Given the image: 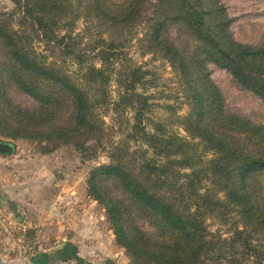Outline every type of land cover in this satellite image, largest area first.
<instances>
[{"label": "trees", "instance_id": "16d2710c", "mask_svg": "<svg viewBox=\"0 0 264 264\" xmlns=\"http://www.w3.org/2000/svg\"><path fill=\"white\" fill-rule=\"evenodd\" d=\"M145 1L93 0L108 25L81 48L80 34L72 35L75 16L58 14L68 0H15L21 26L34 37H23L0 19V80L13 82L39 107L16 110L18 126L15 132L8 128V135L54 146L71 143L87 160L106 152L110 161L91 168L87 189L105 208L132 264H242L248 254L264 264V127L225 109L207 67L212 62L226 69L238 86L264 101V45L233 40L216 0H155L143 36L179 76L189 104L181 118L187 136L167 134L168 124L148 115L154 95L146 88L156 87L157 75L123 52L124 28L145 21ZM173 24L191 44L179 49L169 41ZM32 38L47 54L33 48ZM67 61L76 66L72 72ZM106 111L113 125L125 126L117 142H111L114 127L104 126ZM108 179L126 198L109 194L103 185ZM130 206L154 232L135 223ZM228 215H233L228 238L207 229V218Z\"/></svg>", "mask_w": 264, "mask_h": 264}, {"label": "rangeland", "instance_id": "374dc122", "mask_svg": "<svg viewBox=\"0 0 264 264\" xmlns=\"http://www.w3.org/2000/svg\"><path fill=\"white\" fill-rule=\"evenodd\" d=\"M126 1L106 0V3L123 4ZM204 1L209 4L213 0ZM216 1L222 8L227 22L226 29L233 40L251 45H264V0ZM92 2L93 0H68L69 6L65 7L67 12H58L63 16L69 13L68 18L75 16L72 35L80 34L78 39L81 48H85L90 43L88 36L104 31L105 26L108 25L91 6ZM145 2H147L144 6L145 12L141 17L143 20H147L153 14L154 4L157 3L155 0ZM16 8L15 0H0V19L7 22L23 37L28 34L34 37L32 30L29 33L28 27L21 26L24 24L17 18ZM146 20L136 27L126 24L124 33L127 34L125 38L128 36V41L124 44L123 52H126L127 57L137 65H142L157 75L154 81L156 87L146 88L147 93L154 95L151 99L154 106L148 115L155 121L168 124L164 127L167 134L177 133L179 136H187L181 118L187 115L189 104L184 97L182 81L173 72L167 59L152 53L156 47L145 41L143 36L148 25ZM64 32L62 31L61 34ZM108 36L106 32L102 34L103 39H107ZM167 37L179 49L191 44L189 37L177 24L168 28ZM32 43L38 53L47 54L43 44L36 38H32ZM148 47L146 51L145 48ZM1 55L0 44V59ZM72 63L69 61L66 63L69 72L76 68ZM207 67L211 80L221 92L225 109L243 115L264 127V101L238 86L226 69L212 62H209ZM115 88L116 85L112 82L109 87L112 98L115 97ZM38 107L39 103L13 82L0 80V140L15 145V151L12 153L0 154V177H4L0 181L8 190H2L5 200L0 203L3 202L2 205L8 215L12 211L9 208L12 205L24 208L20 209L19 213L13 212L14 215L11 217L15 221L16 218L21 219V217L28 221V226L15 236L25 235V241L20 243L32 252L43 247L69 245L73 256L72 247L79 248L80 253L85 254L87 258H95L99 261L109 259L115 264H132L125 249L116 241L105 208L88 193L87 189V178L91 168L110 161L106 152H100L97 157L87 160L71 143H57L54 146L53 143L36 137L26 139L8 135V128L15 132L18 126L20 116H15L16 110L26 112ZM6 116H10V120H13H5ZM112 116L110 111H106L102 118L106 128L114 127L110 141L117 142L123 138L121 132L126 129L125 126H122V129L118 124L113 125L115 122ZM128 116L131 114L129 113ZM47 123L44 121V124ZM130 146L136 147L133 143ZM47 148L51 151L46 152ZM207 157L210 158L211 155ZM103 185L112 197L126 198L115 182L108 179ZM129 210L135 223L142 230L148 233L154 232L153 227L134 207L130 206ZM232 222L233 215L223 219L209 217L206 225L210 232L228 238L230 236L228 230L232 227ZM260 236L261 240H264V235ZM246 256L242 264H260L259 259L254 255Z\"/></svg>", "mask_w": 264, "mask_h": 264}, {"label": "crops", "instance_id": "0c3cea01", "mask_svg": "<svg viewBox=\"0 0 264 264\" xmlns=\"http://www.w3.org/2000/svg\"><path fill=\"white\" fill-rule=\"evenodd\" d=\"M0 179H4V177H0ZM4 189L5 184L0 181V200L2 201L5 200L2 190L8 191ZM9 208L12 210L10 215L19 213L20 209H24L19 205H12ZM16 221V227L11 236L0 230V264H115L109 259L99 261L95 258H87L85 254L80 253L79 248L74 247H72L74 249L73 256L69 245H56L43 247L38 251H29L27 247L20 243L25 241L26 236H15L21 229L24 230L28 226V221H25L23 217L21 219L16 218Z\"/></svg>", "mask_w": 264, "mask_h": 264}, {"label": "built area", "instance_id": "2783aa9c", "mask_svg": "<svg viewBox=\"0 0 264 264\" xmlns=\"http://www.w3.org/2000/svg\"><path fill=\"white\" fill-rule=\"evenodd\" d=\"M15 227L16 221L13 220L11 215H8L5 207L2 205V203H0V230L11 236L15 230Z\"/></svg>", "mask_w": 264, "mask_h": 264}, {"label": "water", "instance_id": "95a60500", "mask_svg": "<svg viewBox=\"0 0 264 264\" xmlns=\"http://www.w3.org/2000/svg\"><path fill=\"white\" fill-rule=\"evenodd\" d=\"M13 151H15V145L12 142L0 140V154L12 153Z\"/></svg>", "mask_w": 264, "mask_h": 264}]
</instances>
